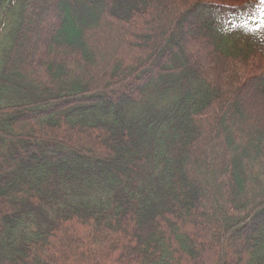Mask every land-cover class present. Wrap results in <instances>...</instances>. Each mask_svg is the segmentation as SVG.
Listing matches in <instances>:
<instances>
[{"label": "trees", "instance_id": "obj_1", "mask_svg": "<svg viewBox=\"0 0 264 264\" xmlns=\"http://www.w3.org/2000/svg\"><path fill=\"white\" fill-rule=\"evenodd\" d=\"M260 7L0 0V264H264Z\"/></svg>", "mask_w": 264, "mask_h": 264}, {"label": "rangeland", "instance_id": "obj_2", "mask_svg": "<svg viewBox=\"0 0 264 264\" xmlns=\"http://www.w3.org/2000/svg\"><path fill=\"white\" fill-rule=\"evenodd\" d=\"M196 18V16L192 19V21L194 20ZM191 22V21H190ZM188 23L187 22H182V26L180 27V31H184L187 35H190V36H193L192 38H195V36H196V34L198 35V33H196L197 31H199V29L198 28H195L196 30H194V29H191L188 25H187ZM47 26H49V24H46ZM193 25V24H192ZM194 26V25H193ZM47 28H45L44 27V30H46ZM36 33H37V37L36 38H38V40L41 38V32L39 33L37 30H36ZM43 36V35H42ZM34 39V44L36 45V43L37 42H35V41H37V39ZM196 39H197V36H196ZM201 42V40L199 41V43ZM199 52H197L196 53V51H195V53H194V58L199 62V63H201V62H204V59H203V56L201 57L199 54H198ZM254 89H252L251 90V92H249V93H247L246 94V99L244 98V100L247 102V104H248V106H249V108L248 109H250L249 110V112H251V113H253V116L252 117H250V119H252V118H257L258 117V115L259 114H261V108H262V106H263V102H262V98L261 97H259V96H257V95H260L259 93L257 94L256 93V91H255V93L257 94H255V98H253L254 97V95L252 96V94L254 93ZM252 104H251V103ZM254 106L255 107H257V111H255L254 109ZM254 118V119H255Z\"/></svg>", "mask_w": 264, "mask_h": 264}, {"label": "snow or ice", "instance_id": "obj_3", "mask_svg": "<svg viewBox=\"0 0 264 264\" xmlns=\"http://www.w3.org/2000/svg\"><path fill=\"white\" fill-rule=\"evenodd\" d=\"M256 3L261 5V7L259 8V11L261 13H264V0H256ZM262 18H264V17H262Z\"/></svg>", "mask_w": 264, "mask_h": 264}]
</instances>
